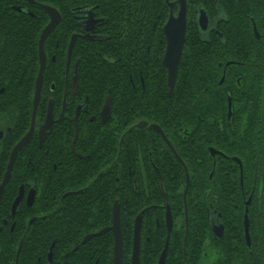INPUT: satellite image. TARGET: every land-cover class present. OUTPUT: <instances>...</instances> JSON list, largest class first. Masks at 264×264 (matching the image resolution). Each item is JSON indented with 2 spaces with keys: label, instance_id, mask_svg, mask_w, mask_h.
<instances>
[{
  "label": "flooded vegetation",
  "instance_id": "af4514ba",
  "mask_svg": "<svg viewBox=\"0 0 264 264\" xmlns=\"http://www.w3.org/2000/svg\"><path fill=\"white\" fill-rule=\"evenodd\" d=\"M182 1L172 89L165 25ZM237 1L0 0V264H115L113 227L122 264L136 235L140 264H160L169 231L162 264L174 234L181 264L251 262L264 179L255 187L241 155L198 134L200 113L179 115L196 116L192 126L172 120L182 67L216 61L220 85L234 69V90L244 71L259 79L263 34L251 17L255 39L237 42ZM240 51L245 59L230 57ZM231 92L218 124L235 133ZM190 140L203 157L188 161Z\"/></svg>",
  "mask_w": 264,
  "mask_h": 264
},
{
  "label": "trees",
  "instance_id": "16d2710c",
  "mask_svg": "<svg viewBox=\"0 0 264 264\" xmlns=\"http://www.w3.org/2000/svg\"><path fill=\"white\" fill-rule=\"evenodd\" d=\"M157 8L159 12L161 6ZM251 17H254L259 30L263 34L261 50L264 51V0L237 1V20L234 22L237 42L243 41L246 43L249 38H254ZM245 54L240 51L235 56L230 54V57L245 59ZM215 56H220V59H222L221 53ZM183 64L186 66L185 60ZM212 65L210 64L204 72L197 69L189 71L187 68L182 67V71H184L182 86L186 90L185 94L181 93L183 90L178 92L179 101L173 106L172 120L177 122V126H192L197 122L195 120L198 119L196 116L188 119L187 115L182 118L179 115L182 113L188 114L191 111L194 114L196 112L200 113L202 119H198V123L200 122L199 128L201 131H198V134L204 139L216 138V142L213 141L215 144L226 145L231 148L229 150L231 154L241 155L246 163V169L252 176L253 185L258 187V184L264 179V69L260 71L259 79H254L253 72L248 77V74L244 71L243 75L246 74L248 79L244 80L242 87L234 90L236 84L234 69L228 72L225 82L220 85L218 83L219 71L216 61H214L215 68ZM230 72L232 75H230ZM99 79H101V75ZM203 87L204 90L206 89L205 94L202 93ZM226 91H232L235 133L230 132V125L224 123L223 127L218 124L220 120H224L219 114L227 108ZM213 114L216 116H213ZM195 132L197 131L195 130ZM195 143L190 140L188 161L195 160L197 155L202 157L205 155L197 148ZM206 166L204 165V167ZM172 239L174 241L172 246H175L171 251L172 256L167 264H181V260L176 259L175 255L176 244L179 243L180 236L174 234ZM145 264L150 263L147 261ZM241 264L248 263L242 262ZM249 264H264V235L261 233L257 237L253 236V253Z\"/></svg>",
  "mask_w": 264,
  "mask_h": 264
},
{
  "label": "water",
  "instance_id": "95a60500",
  "mask_svg": "<svg viewBox=\"0 0 264 264\" xmlns=\"http://www.w3.org/2000/svg\"><path fill=\"white\" fill-rule=\"evenodd\" d=\"M53 23H51L46 29H45V35L50 32V30L53 27ZM254 30L259 36V31L257 29L256 23L254 22ZM186 31H187V5L186 1L181 2V9L179 11V17L177 18H170L168 22L165 25V32L168 35V49L167 53L165 55L164 62L166 66L168 67L170 71V78H171V85L172 89L174 87V83L176 80V76L178 73V67L180 63V59L182 56V50H183V45L186 37ZM229 112L231 114L232 112V100H229ZM168 225L169 229H171L172 226V217L171 215H168ZM116 233V240H115V264H122V250H123V242L121 238V232L120 229L116 230L115 227H113ZM138 231V228H137ZM246 236L248 239V242L250 243V232H249V222L248 220L246 221ZM170 241V231L169 235L166 240V245L160 260V264L163 262V258L167 252L168 244ZM132 264H140V249H139V240H138V235H136V242L133 250V255H132Z\"/></svg>",
  "mask_w": 264,
  "mask_h": 264
}]
</instances>
